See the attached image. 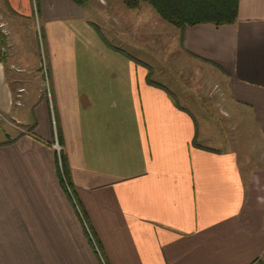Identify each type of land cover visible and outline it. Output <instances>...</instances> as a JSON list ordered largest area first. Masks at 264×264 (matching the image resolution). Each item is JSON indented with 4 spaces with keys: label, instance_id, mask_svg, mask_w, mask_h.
<instances>
[{
    "label": "crops",
    "instance_id": "crops-1",
    "mask_svg": "<svg viewBox=\"0 0 264 264\" xmlns=\"http://www.w3.org/2000/svg\"><path fill=\"white\" fill-rule=\"evenodd\" d=\"M40 1L45 76L15 25L30 0H0V130L15 129L0 141V264H264V0H238L230 24L171 26L222 88L221 126L107 37L123 11L103 37L82 6Z\"/></svg>",
    "mask_w": 264,
    "mask_h": 264
},
{
    "label": "rangeland",
    "instance_id": "rangeland-1",
    "mask_svg": "<svg viewBox=\"0 0 264 264\" xmlns=\"http://www.w3.org/2000/svg\"><path fill=\"white\" fill-rule=\"evenodd\" d=\"M30 6L29 17L25 16L24 18L20 16L22 14L17 13L19 15H17L15 25L28 40L27 43L32 45L34 39L37 49L33 50V54H36L40 73L44 76L46 53L44 50L43 57L41 41H38L39 27H41V1L30 0ZM81 6L86 18L93 20L103 37L108 35L106 28L112 24L110 22L112 15L116 14L118 10L123 11L126 16L122 20L118 19L120 22L115 26L118 30L107 37L111 40L113 38L112 42L115 41L116 45L123 48L131 57L146 62L152 71V79L162 82L168 89L177 93V97L182 103L187 104L186 107L196 119H202L213 126L223 124L224 119H222V116H227L228 109L219 83L212 78V74L200 73L201 64L191 62L190 57L183 53L180 54L179 48H175L178 41L177 39L173 40L171 26L158 17L148 2L141 1L138 3V7L134 9L126 8L118 0H86ZM156 25H158L157 29L159 30L158 38L150 33L151 27ZM227 124L226 122L224 125ZM8 128L10 130H0V141L5 140L7 136L12 137L15 129ZM227 130L224 135L230 138L228 133L230 131ZM240 135L238 137L236 134L234 135L239 149L244 150L247 145L251 146V149L255 147L257 143L256 136L248 137L250 132L246 130L244 133L243 129ZM229 147L231 145L219 146V148L225 150Z\"/></svg>",
    "mask_w": 264,
    "mask_h": 264
},
{
    "label": "trees",
    "instance_id": "trees-1",
    "mask_svg": "<svg viewBox=\"0 0 264 264\" xmlns=\"http://www.w3.org/2000/svg\"><path fill=\"white\" fill-rule=\"evenodd\" d=\"M70 1H72L75 5L80 7L86 0H70ZM118 1H120L128 9L137 8L138 3H140L141 1H146L150 4L154 12L158 15V17L161 20H163L170 26L179 30H182L186 26H193L202 23H210L216 26L233 23L236 20L237 6H238V0H118ZM39 40H40V36H38V41ZM119 52L122 51L119 50ZM56 143L57 145H59L58 134L56 135ZM56 160H57V169H58L60 181L63 187L65 188L63 184L64 182L62 180L63 177L65 180V184L68 187L70 193H68L66 188L65 190L67 194L70 196V198H72V183L70 180L65 158L60 149H58ZM58 160L60 162L61 172H59ZM74 204H76V208L80 212L77 202H74Z\"/></svg>",
    "mask_w": 264,
    "mask_h": 264
},
{
    "label": "built area",
    "instance_id": "built-area-1",
    "mask_svg": "<svg viewBox=\"0 0 264 264\" xmlns=\"http://www.w3.org/2000/svg\"><path fill=\"white\" fill-rule=\"evenodd\" d=\"M44 76H45V73H44ZM45 85H47V84H46V80H45ZM53 147H54V149L56 150V153H57V152H58V145L56 144V142L53 143ZM58 167H59V171L61 172V168H60V162H59V160H58ZM62 180H63V182H64L63 184H64L66 190L68 191V193H70V191L68 190V187H67L66 184H65V180H64L63 177H62ZM78 214H79V212H78ZM79 215H80V214H79ZM84 227H85V226H84ZM85 230H86V234H87V236H88V238H89V240H90V242H91V244H92L94 250L96 251V253H97L98 256H99V253H98L97 247H96V245H95V243H94V241H93V239H92V237H91V235H90V233H89V231L87 230L86 227H85ZM100 260H101V259H100ZM101 264H104V263L102 262V260H101Z\"/></svg>",
    "mask_w": 264,
    "mask_h": 264
}]
</instances>
